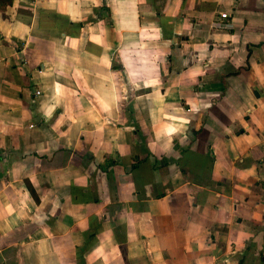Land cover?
<instances>
[{"label":"crops","instance_id":"obj_1","mask_svg":"<svg viewBox=\"0 0 264 264\" xmlns=\"http://www.w3.org/2000/svg\"><path fill=\"white\" fill-rule=\"evenodd\" d=\"M0 264H264V0H12Z\"/></svg>","mask_w":264,"mask_h":264},{"label":"trees","instance_id":"obj_2","mask_svg":"<svg viewBox=\"0 0 264 264\" xmlns=\"http://www.w3.org/2000/svg\"><path fill=\"white\" fill-rule=\"evenodd\" d=\"M12 0H0V12H3L4 9L10 5Z\"/></svg>","mask_w":264,"mask_h":264},{"label":"built area","instance_id":"obj_3","mask_svg":"<svg viewBox=\"0 0 264 264\" xmlns=\"http://www.w3.org/2000/svg\"><path fill=\"white\" fill-rule=\"evenodd\" d=\"M224 18H226V13H219L218 20L222 21V19H224ZM36 93H38V92L36 91Z\"/></svg>","mask_w":264,"mask_h":264},{"label":"rangeland","instance_id":"obj_4","mask_svg":"<svg viewBox=\"0 0 264 264\" xmlns=\"http://www.w3.org/2000/svg\"><path fill=\"white\" fill-rule=\"evenodd\" d=\"M91 244L92 243V241L91 242H88V241H86L85 243H84V246H83V248H85L86 247V244Z\"/></svg>","mask_w":264,"mask_h":264}]
</instances>
